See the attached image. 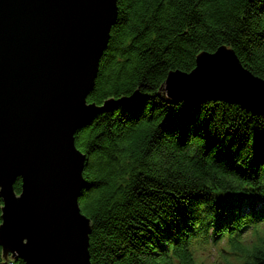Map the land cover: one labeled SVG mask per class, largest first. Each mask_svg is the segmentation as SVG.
I'll return each mask as SVG.
<instances>
[{
  "label": "trees",
  "instance_id": "obj_1",
  "mask_svg": "<svg viewBox=\"0 0 264 264\" xmlns=\"http://www.w3.org/2000/svg\"><path fill=\"white\" fill-rule=\"evenodd\" d=\"M220 47L264 80V0H117L87 98L109 104L75 136L90 264H199L217 246L216 264H264V115L161 92L169 72ZM0 264L25 263L0 247Z\"/></svg>",
  "mask_w": 264,
  "mask_h": 264
},
{
  "label": "water",
  "instance_id": "obj_2",
  "mask_svg": "<svg viewBox=\"0 0 264 264\" xmlns=\"http://www.w3.org/2000/svg\"><path fill=\"white\" fill-rule=\"evenodd\" d=\"M117 15V0H0V247L25 264H90L80 210L86 157L75 136ZM170 100L239 106L264 115V80L220 47L195 69L168 73ZM21 181V192L14 191ZM28 240V245L24 240Z\"/></svg>",
  "mask_w": 264,
  "mask_h": 264
},
{
  "label": "rangeland",
  "instance_id": "obj_3",
  "mask_svg": "<svg viewBox=\"0 0 264 264\" xmlns=\"http://www.w3.org/2000/svg\"><path fill=\"white\" fill-rule=\"evenodd\" d=\"M214 254V255H213ZM210 255H213L212 257H206V258H204V257H202L201 259H200V261L201 262H211V263H213L214 262V260L217 258V255H216V253L215 252H213V253H209V254H207V256H210ZM230 262L232 263L233 262V260H230Z\"/></svg>",
  "mask_w": 264,
  "mask_h": 264
},
{
  "label": "snow or ice",
  "instance_id": "obj_4",
  "mask_svg": "<svg viewBox=\"0 0 264 264\" xmlns=\"http://www.w3.org/2000/svg\"><path fill=\"white\" fill-rule=\"evenodd\" d=\"M4 225V220L3 219H0V226H3ZM28 240H24V244L27 246L28 245Z\"/></svg>",
  "mask_w": 264,
  "mask_h": 264
},
{
  "label": "bare ground",
  "instance_id": "obj_5",
  "mask_svg": "<svg viewBox=\"0 0 264 264\" xmlns=\"http://www.w3.org/2000/svg\"><path fill=\"white\" fill-rule=\"evenodd\" d=\"M199 224H200V222H198V221L194 222V225H199Z\"/></svg>",
  "mask_w": 264,
  "mask_h": 264
},
{
  "label": "clouds",
  "instance_id": "obj_6",
  "mask_svg": "<svg viewBox=\"0 0 264 264\" xmlns=\"http://www.w3.org/2000/svg\"><path fill=\"white\" fill-rule=\"evenodd\" d=\"M3 207H4L3 203H0V208H3Z\"/></svg>",
  "mask_w": 264,
  "mask_h": 264
}]
</instances>
